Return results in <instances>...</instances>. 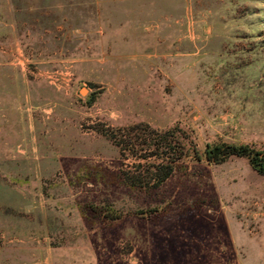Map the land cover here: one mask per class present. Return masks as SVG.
Returning a JSON list of instances; mask_svg holds the SVG:
<instances>
[{
  "label": "rangeland",
  "instance_id": "1",
  "mask_svg": "<svg viewBox=\"0 0 264 264\" xmlns=\"http://www.w3.org/2000/svg\"><path fill=\"white\" fill-rule=\"evenodd\" d=\"M98 1L0 0V96L16 82L24 132L5 134V151L37 139L29 115L47 130L36 160L50 163L41 188L53 215L51 250L40 254L48 264H264V176L245 157L211 164L190 154L155 188L124 183L154 181L174 144L199 155L212 141L264 148V0H181V34L211 33L185 56L161 54L153 40L145 54L134 40L132 55L93 53ZM159 17L149 11L142 23L149 38ZM81 57L103 62L75 65ZM133 125L142 127L121 153ZM164 134L171 146L155 150ZM85 204L108 205L119 219L93 218Z\"/></svg>",
  "mask_w": 264,
  "mask_h": 264
},
{
  "label": "crops",
  "instance_id": "2",
  "mask_svg": "<svg viewBox=\"0 0 264 264\" xmlns=\"http://www.w3.org/2000/svg\"><path fill=\"white\" fill-rule=\"evenodd\" d=\"M186 1L190 2V0ZM97 3L101 11H98L97 26L93 31V53H99L98 51L104 53L105 49L110 52L114 50V53L119 51L118 53L123 55H132L135 52H132L130 41L134 40L138 43L135 44L134 49L140 54H145L148 47L145 41L153 40L156 50L158 49L161 54L170 52V55L177 56L192 55L198 50L197 40H206L211 36V33H205V31L201 35L192 37L181 34L178 30L181 24L178 8L181 3L185 4L181 0H100ZM115 9L122 11L116 15ZM149 11L159 13L158 22L163 23L162 28H159V31L151 38L146 35L150 32L149 27L142 26ZM171 18H173L172 21ZM181 50H187V52ZM75 62L77 66L81 63L101 66L103 61L97 57H81ZM10 87L12 89L8 97L0 96V124L2 125L0 131V264H27L35 259H42L40 252L50 253L51 250L50 247L45 250L44 244L49 242L53 213L49 206V198L43 194L41 188L46 181H50L46 178L51 173V167L49 162H44L42 169L40 162L37 163L36 153L41 152L38 137L44 136L47 130L44 131L41 120L33 115H29L31 120L29 131H34L37 139L32 132V137L28 138L23 148L19 146L20 144L16 146L15 154H8L9 152L5 151V134L24 133L22 132L21 96L16 95V82L10 83ZM65 120L56 117L55 121L53 119L51 121L57 124ZM49 143L50 141L44 143L43 150L45 148L46 151L49 148ZM42 157L44 158L45 155ZM9 246L21 248L20 254L18 256L3 254V250ZM42 247L43 251H41ZM43 262L46 263V259Z\"/></svg>",
  "mask_w": 264,
  "mask_h": 264
},
{
  "label": "trees",
  "instance_id": "3",
  "mask_svg": "<svg viewBox=\"0 0 264 264\" xmlns=\"http://www.w3.org/2000/svg\"><path fill=\"white\" fill-rule=\"evenodd\" d=\"M89 102H91V99ZM141 127H142L141 125H133L126 127V129H124V131H128V132H127V139L125 140V144L122 145L124 147H120L121 153H123L126 150V148L128 149L129 147H132L133 138L132 135L130 134H132V131H137V129H140ZM143 130L145 131V128ZM167 131H170V133L174 135L176 133L178 134L179 131H181V128L177 125H174L171 126L170 129H168ZM164 136L165 134L162 135L161 141L159 143H151L150 145L153 146L154 144V146H156L155 150H157V147L161 146V148L166 151L171 146V143L162 141V139H164L163 138ZM191 141L193 142L194 139H191ZM116 144L118 146H121L120 141H118ZM177 146L174 144L173 146L170 147L171 152L177 155L171 158L168 157L169 160L166 161L165 164L161 163V165H156L155 168H157V171L153 177L154 181H152L151 183H145V185L142 184L140 185L137 184V182L134 181L133 179L129 178V179H125L124 183L131 188H137V187H139L140 189H145L148 187H150L151 189L155 188L159 186L161 183H163L173 173L176 167V165L174 164H176V162L180 158H184L186 156H189L190 154L192 155L194 154V156L198 159L201 156H203L205 160L211 164L223 163L231 156L245 157L250 167L257 173L264 176V148L256 149L255 147L250 146L248 144L237 145L231 143L212 141L205 144V147L203 149V154L199 155L196 147L193 145L192 146L188 145L187 150L184 152H180V150H184L185 144L180 147ZM156 153L157 152L151 154L153 155ZM81 208L85 211L84 212L85 214L90 215L93 218H100L103 221H112V220L114 221L119 219V215L108 205L94 206L90 204H85ZM155 211H156L155 209L150 210V212H155ZM139 213L143 214L142 211H140Z\"/></svg>",
  "mask_w": 264,
  "mask_h": 264
},
{
  "label": "water",
  "instance_id": "4",
  "mask_svg": "<svg viewBox=\"0 0 264 264\" xmlns=\"http://www.w3.org/2000/svg\"><path fill=\"white\" fill-rule=\"evenodd\" d=\"M84 90V89H83ZM85 91V90H84Z\"/></svg>",
  "mask_w": 264,
  "mask_h": 264
}]
</instances>
